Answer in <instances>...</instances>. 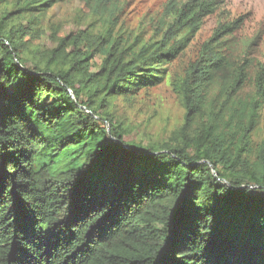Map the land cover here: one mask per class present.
Listing matches in <instances>:
<instances>
[{
    "label": "trees",
    "instance_id": "obj_1",
    "mask_svg": "<svg viewBox=\"0 0 264 264\" xmlns=\"http://www.w3.org/2000/svg\"><path fill=\"white\" fill-rule=\"evenodd\" d=\"M57 1L0 0V264H264V66L253 91L247 62L213 90L239 21L187 68L181 125L146 145L114 102L162 85L217 4L171 3L161 38L128 43L64 33Z\"/></svg>",
    "mask_w": 264,
    "mask_h": 264
},
{
    "label": "rangeland",
    "instance_id": "obj_2",
    "mask_svg": "<svg viewBox=\"0 0 264 264\" xmlns=\"http://www.w3.org/2000/svg\"><path fill=\"white\" fill-rule=\"evenodd\" d=\"M185 1L58 0L49 9L47 18L66 34L84 29L97 33L109 26L122 41L131 43L136 39L161 38L169 24L167 8L171 3ZM212 1L217 4L215 13L204 19L193 40L170 64L167 80L162 85L114 102V115L127 129L128 141L146 145L163 142L181 125L185 116L181 82L186 78L190 64L199 59L203 44L220 24L239 21L234 33L225 36L217 47L224 48L222 53L229 62L214 72V93L219 84L230 81L232 68L242 62H247L251 76L245 83L243 94L254 90L251 87L257 67L264 66V0ZM49 40V46L53 45ZM100 60V56L96 55L93 61L98 63ZM263 138L264 108L253 140L258 143Z\"/></svg>",
    "mask_w": 264,
    "mask_h": 264
}]
</instances>
